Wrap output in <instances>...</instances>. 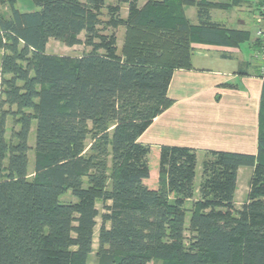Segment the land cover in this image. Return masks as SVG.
Here are the masks:
<instances>
[{
	"label": "trees",
	"instance_id": "16d2710c",
	"mask_svg": "<svg viewBox=\"0 0 264 264\" xmlns=\"http://www.w3.org/2000/svg\"><path fill=\"white\" fill-rule=\"evenodd\" d=\"M33 2L38 10L22 13L16 0H0L11 11L0 18V264H87L99 218L97 264H264V81L257 154L206 152L197 189V151L163 146L159 188L144 184L151 148L139 139L172 105L174 72L193 67L195 46L250 40L212 21L213 9L232 4ZM51 39L89 51L48 54ZM242 167L253 173L238 207Z\"/></svg>",
	"mask_w": 264,
	"mask_h": 264
},
{
	"label": "crops",
	"instance_id": "0c3cea01",
	"mask_svg": "<svg viewBox=\"0 0 264 264\" xmlns=\"http://www.w3.org/2000/svg\"><path fill=\"white\" fill-rule=\"evenodd\" d=\"M208 1L232 4L228 9H213L212 21L228 29L250 32V40L246 42L249 50L243 54L238 48L195 46L193 67L176 70L173 74L168 91L172 105L154 120L139 139L142 144L150 146V155L160 156L163 146L195 149L197 167L203 164L208 151L257 154L264 81L260 76L255 43V15L260 0ZM232 10H236V17L231 20L225 13ZM193 23H197V17ZM243 168L250 167H242L238 171L235 202L240 176H245ZM159 178L160 175L158 185H148L149 179L144 184L150 189H158ZM249 183L244 187L243 196L248 197ZM236 205L241 206L237 202Z\"/></svg>",
	"mask_w": 264,
	"mask_h": 264
},
{
	"label": "rangeland",
	"instance_id": "374dc122",
	"mask_svg": "<svg viewBox=\"0 0 264 264\" xmlns=\"http://www.w3.org/2000/svg\"><path fill=\"white\" fill-rule=\"evenodd\" d=\"M84 1V0H83ZM106 1V5H113L117 2V0H105ZM148 0H140V5H144ZM225 1V0H223ZM16 8L22 12V13H28V12H34L38 10V7L35 5V3L33 2V0H16ZM186 16L193 22L196 17H197V7L196 6H185L184 8ZM106 14V12H105ZM221 14V13H220ZM226 15L231 17V20L234 19L236 17V10H232L231 12H226ZM11 16V11H10V7L9 4H0V18H9ZM127 16V7L123 6L122 7V17L126 18ZM236 25V23H235ZM248 27L250 28V30L252 31V33H254V29H252V25L249 24ZM125 36V29L124 28H120L117 31V37H118V46H119V50H121L123 42H124V37ZM238 49L243 53L246 54V52L249 50V46L246 42H242L239 44ZM87 51H89L88 49H86L83 46H76L73 48H69L65 45H63L62 43L55 41L53 39H51L47 45V53L48 54H52V55H58V56H70L73 58L76 57H80L81 55H83L84 53H86ZM201 64V63H200ZM14 127L12 119L9 117L7 119V137L10 136L11 130ZM35 130H36V122H33L32 125V129L31 132L29 134V146L31 147L28 156H29V174L30 177L32 178L33 176V172H34V166H35ZM149 167H150V178L149 181L147 182L148 185H154V183H156V185H158V176H159V155H155L154 153H152L151 155H149ZM243 172L245 174V176H240V181H239V193L236 199L237 204L240 206L243 203H245L247 201V196L244 195L243 196V191H244V187L249 183L250 178H251V173H252V168H243ZM248 176V177H247ZM247 177V178H246ZM202 180V164L200 163L197 167V174H196V179H195V185L197 187H199L200 183ZM64 200L68 201L69 200V196L66 197ZM98 208L100 210V212L102 213V205L99 204ZM186 208L188 210L187 213V224L190 220V208H191V202H188L186 204ZM100 223L101 220L100 218L98 219V226L96 228V236H95V244H94V252L93 254L90 256L88 263L87 264H97V257H96V252L98 250V241H97V236H98V231H99V227H100ZM153 264V263H151Z\"/></svg>",
	"mask_w": 264,
	"mask_h": 264
},
{
	"label": "built area",
	"instance_id": "2783aa9c",
	"mask_svg": "<svg viewBox=\"0 0 264 264\" xmlns=\"http://www.w3.org/2000/svg\"><path fill=\"white\" fill-rule=\"evenodd\" d=\"M255 24V38L258 42L256 58L260 63V76L264 80V0L259 1L255 16Z\"/></svg>",
	"mask_w": 264,
	"mask_h": 264
}]
</instances>
